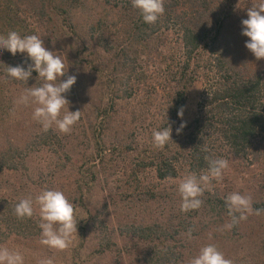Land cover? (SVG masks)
Returning <instances> with one entry per match:
<instances>
[{"label":"trees","instance_id":"obj_1","mask_svg":"<svg viewBox=\"0 0 264 264\" xmlns=\"http://www.w3.org/2000/svg\"><path fill=\"white\" fill-rule=\"evenodd\" d=\"M4 1L10 0H0V35L36 34L45 47L66 55L70 68L90 77L91 84L75 82L65 95L86 106V136L94 148L70 165L71 154L56 128L37 127L15 142L2 131L15 134L20 121L15 122L14 111L5 119V107H0V247L10 240L32 243L39 237L38 216L17 218L13 211L20 199L29 197L26 182L16 176H23L27 154L37 149L53 154L61 169L73 167L67 199L74 213L80 209L85 216L76 225L78 246L71 264H77L89 236L97 256L115 253L132 264H189L204 243L214 244L232 264H264V59L254 58L244 47L247 38L240 34V20L255 0H164V13L155 24L142 22L131 0H21L23 13L35 23L33 30L20 25L22 20L16 12L6 11ZM21 60V55L0 53V87L14 110L22 108L15 100L25 87L42 83L37 78L25 85L6 76V65ZM69 72L60 79L72 75ZM194 84H200V94L185 118ZM135 99L155 129L171 125L172 141L157 148L146 130L129 136L119 109ZM178 110L183 112L179 118ZM132 118L137 120V114ZM181 123L184 127L177 133ZM130 156L134 164L126 173L123 160ZM227 157L242 160L248 169L261 168L256 200L251 199L259 211L235 223L224 204L229 193L221 194L215 186L199 197L203 215L196 216L199 208L186 216L179 211L166 219L132 222L118 234L109 228L105 215L122 195L116 198L110 188H99L102 211L89 203V193L103 175L105 179L127 175L131 183L141 184L140 173L150 169L157 180L165 181L184 171L206 173L208 159ZM141 189L145 204L155 200V194ZM229 224L232 227L226 228ZM237 247L245 255L233 254Z\"/></svg>","mask_w":264,"mask_h":264},{"label":"rangeland","instance_id":"obj_2","mask_svg":"<svg viewBox=\"0 0 264 264\" xmlns=\"http://www.w3.org/2000/svg\"><path fill=\"white\" fill-rule=\"evenodd\" d=\"M3 2V1H2ZM17 4V5H16ZM4 7H6V11L11 12L14 11L18 14V17L22 22H19L20 25H26L29 30H33L34 21L32 19H28L25 15L28 13L24 12V4H22L21 0H10L4 1ZM19 7V9H18ZM50 24L49 22L47 23ZM34 25V26H31ZM47 30V29H45ZM47 48V47H46ZM69 74H74L76 77L75 82L80 83L81 85H85L87 83H92L90 77L80 72L77 68L72 69L68 67ZM201 86L200 84H194L193 87L189 90L187 95V101L185 106V118H188L190 114L194 111L199 94H200ZM69 101V110H80V117L78 121L72 126V129L68 133H60L62 136V141L66 144V150L71 154L72 163L70 165L77 164V160L82 157V155H86L89 151H92L94 148L93 143L88 141L86 136V116L88 114L86 106H83L80 102L76 100H71L67 98ZM138 99L131 100L128 102H124L119 109V116L121 121L123 120L124 126L128 127V133L131 135H136L139 131L146 130L147 138H152V131L155 130V125L153 124V119L148 116V119H145V111L142 109L143 107H139L137 104ZM10 98L8 93H6L5 88L0 87V107H5L3 116L5 119L10 117L13 113L15 122H19V127L17 128V132L11 131H2L3 133L7 132L10 138L16 142L23 141L26 136H28L31 132H33L37 127H42L39 122L32 119V108L34 106L30 105L27 107L13 109L12 105H10ZM11 106V107H10ZM12 108V110H11ZM132 113L137 114L138 119L135 120L132 118ZM142 118V120H141ZM51 127L56 128L55 125ZM116 129V127H115ZM39 131V132H40ZM90 144V148L89 145ZM91 149V150H90ZM37 149L29 151L26 159V172H22L23 176L17 175L21 177L24 182H26L29 197L35 200V196L42 189H57L64 193L67 198L68 192H71V180L73 179V167H67V169H61L59 166L61 162H59L56 157L48 151H36ZM116 155V154H114ZM124 157V156H121ZM225 160L228 161V167L223 170L222 178L220 180H211L209 186L205 189L206 192L209 188L212 189L213 186L219 188L221 194L224 193H233L238 192L241 195L248 196L250 199H253L256 193V182H259L261 176L260 171L261 168L253 167L251 169L246 168L245 163L242 160L234 157H227ZM126 173H129L132 168L134 161L132 157L125 158L123 160ZM72 173V175H71ZM188 172H182L178 178L169 179L165 181H159L155 178L152 170H144L140 173V181L141 184L131 183V179L125 177L114 175L111 177L110 175H103L101 179V183L99 186L94 188L91 193H89L90 199L89 203H96L95 205L98 207L100 212L101 210V196L99 195V188H110L114 195H122L121 202L117 201L119 204L113 205L107 209V214L105 218L109 223V228L113 229L117 234L121 231L123 226L130 224L132 222H136L139 220L147 221L150 219H166L168 216L178 213L181 211V197L177 191V186L181 179ZM197 175H204L206 173H196ZM12 180V178H10ZM15 178H13L14 180ZM149 190L152 194L156 195V198L153 202L146 203L142 201V195L140 193L141 189ZM122 189H127L126 193L122 194ZM27 194L24 196L26 197ZM256 200V198H254ZM35 207V205H34ZM194 210V209H193ZM193 210L183 211L186 216L187 213H192ZM102 211V210H101ZM198 214L202 212L203 209L200 206L197 211ZM84 212L80 209L75 210L74 219L79 222L85 216ZM36 218L38 212L34 211ZM195 216V215H194ZM144 218V219H143ZM197 218V217H196ZM80 219V220H79ZM40 222V218H39ZM38 229V221H35V230ZM77 230V229H76ZM241 232H245L242 230ZM39 237L36 238L35 242H22L14 240H10L7 244L2 247L8 248L10 251H19L23 256V264H41L42 261L51 259L52 264H71V255L73 249L78 246V237L74 235V239L71 245L68 248L63 250H58L54 248H50L47 245L41 244L40 240V231ZM237 234V233H236ZM94 238V234L91 235ZM209 243L202 244L201 247L205 246ZM90 236L88 238L87 247L81 249L79 251V258H77V264H132L128 257L118 258L115 253L106 254L103 256H97L93 253L94 248L90 247ZM200 247V248H201ZM238 257H242L245 255V250H241V248L237 247L234 253ZM78 255V254H77Z\"/></svg>","mask_w":264,"mask_h":264},{"label":"clouds","instance_id":"obj_3","mask_svg":"<svg viewBox=\"0 0 264 264\" xmlns=\"http://www.w3.org/2000/svg\"><path fill=\"white\" fill-rule=\"evenodd\" d=\"M131 6L139 11L145 24H155L164 13V0H131ZM240 26V34L247 38L244 47L256 60L264 59V0L251 2L246 9V18L240 20ZM3 51H7L13 57L17 55L22 57L20 64L6 65L7 77L25 85L29 79L39 78L42 81L38 86L32 84L25 87L15 100V104L23 107L34 106L32 119L40 123L43 131L55 125L60 133L70 132L80 117V110L70 111L69 101L65 95L75 83V75L60 79L68 71L66 55L61 56L60 52L46 48L44 41L36 34L22 36L16 31L0 35V53ZM33 72L36 73L34 78ZM182 115V110H178L177 117ZM183 127L184 124L181 123L176 132L179 133ZM171 132V125L167 123L166 126L153 130V146L162 148L171 140ZM227 167L228 161L223 158L208 159L207 174L197 175L195 172H188L177 186L182 201L181 211L199 208L202 204L199 197L211 180L222 178L223 170ZM224 204L233 223L237 219H246L247 213L259 211L253 209L250 197L238 192L225 196ZM13 211L17 218H29L33 216L34 211L38 212L40 242L50 248L66 249L72 244L74 235H77L73 204L60 190L42 189L34 201L31 197L20 199L14 205ZM234 213L239 215H233ZM225 227L231 228L232 225ZM0 264H23V256L19 251L0 247ZM41 264H52V260H44ZM189 264H232V261L224 258L223 253L218 251L214 244H206L189 260Z\"/></svg>","mask_w":264,"mask_h":264}]
</instances>
